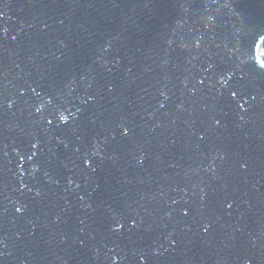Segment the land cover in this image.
<instances>
[{
	"label": "water",
	"instance_id": "95a60500",
	"mask_svg": "<svg viewBox=\"0 0 264 264\" xmlns=\"http://www.w3.org/2000/svg\"><path fill=\"white\" fill-rule=\"evenodd\" d=\"M263 45L264 0H0V264H264Z\"/></svg>",
	"mask_w": 264,
	"mask_h": 264
},
{
	"label": "snow or ice",
	"instance_id": "6c2138e0",
	"mask_svg": "<svg viewBox=\"0 0 264 264\" xmlns=\"http://www.w3.org/2000/svg\"><path fill=\"white\" fill-rule=\"evenodd\" d=\"M124 135H127V131L124 132ZM201 139H203V137H201ZM140 163L142 164L143 161H140ZM241 166L244 167V165H241ZM213 171H215V169H213ZM231 206H232L231 204H228V207H229V208H231ZM16 211H17V212H20L21 209H20V208H17ZM184 215L187 216L188 213H187V212H184ZM205 232H207V226H205Z\"/></svg>",
	"mask_w": 264,
	"mask_h": 264
},
{
	"label": "bare ground",
	"instance_id": "6f19581e",
	"mask_svg": "<svg viewBox=\"0 0 264 264\" xmlns=\"http://www.w3.org/2000/svg\"><path fill=\"white\" fill-rule=\"evenodd\" d=\"M262 50H264V48H263V46H262V48H261Z\"/></svg>",
	"mask_w": 264,
	"mask_h": 264
},
{
	"label": "trees",
	"instance_id": "16d2710c",
	"mask_svg": "<svg viewBox=\"0 0 264 264\" xmlns=\"http://www.w3.org/2000/svg\"><path fill=\"white\" fill-rule=\"evenodd\" d=\"M263 48H264V45H263Z\"/></svg>",
	"mask_w": 264,
	"mask_h": 264
}]
</instances>
